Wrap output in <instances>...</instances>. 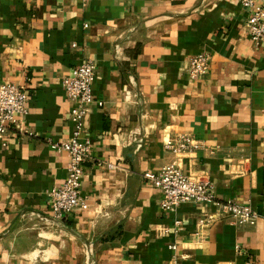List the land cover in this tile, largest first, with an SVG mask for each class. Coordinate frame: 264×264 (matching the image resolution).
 I'll return each mask as SVG.
<instances>
[{"label":"crops","instance_id":"crops-1","mask_svg":"<svg viewBox=\"0 0 264 264\" xmlns=\"http://www.w3.org/2000/svg\"><path fill=\"white\" fill-rule=\"evenodd\" d=\"M248 17L239 0H0V85L30 96L27 116L0 134V264H264V43ZM204 50L210 67L191 79ZM87 59L97 66L89 207L57 221L47 192L69 158L53 144L70 136L75 106L63 79ZM180 135L206 149L167 150ZM172 162L208 176L216 200L163 210L143 173ZM225 201L258 219L218 217Z\"/></svg>","mask_w":264,"mask_h":264},{"label":"built area","instance_id":"built-area-1","mask_svg":"<svg viewBox=\"0 0 264 264\" xmlns=\"http://www.w3.org/2000/svg\"><path fill=\"white\" fill-rule=\"evenodd\" d=\"M239 1L242 7L249 11L246 27L251 39L258 44L264 43V0ZM211 61L210 51L204 50L195 54L189 61L187 69L189 78L196 79L205 74ZM96 76V63L92 59H87L63 79L66 94L75 106L70 113V120L73 123L70 136L60 144H53L54 149L66 152L69 158L64 182L47 192L51 216L57 221L63 220L67 214L89 207V198L82 193L81 187L84 164L92 157L93 152L92 139L86 133L85 117L93 103V84ZM29 98L25 86L13 82L0 85V134L18 125V122L27 116ZM164 146L179 156L206 149L203 142L190 135L169 138ZM210 153L213 154L214 151L210 150ZM108 166L114 167L110 163ZM143 177L161 191L160 206L165 211H174L184 203H207L216 200L215 188L208 176L188 174L176 162L163 166L157 172H144ZM218 214L220 218H232L233 224L239 226L254 222L259 217L258 211L252 205L235 201L219 203ZM214 220L213 216H205L201 219V226L207 227ZM175 223L178 225L181 221L177 220ZM202 233L203 228H199L196 235L201 237ZM169 247L176 249L177 245L171 244Z\"/></svg>","mask_w":264,"mask_h":264}]
</instances>
